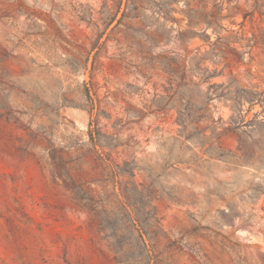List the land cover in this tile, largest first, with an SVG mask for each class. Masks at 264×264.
Returning <instances> with one entry per match:
<instances>
[{"label": "rangeland", "instance_id": "1", "mask_svg": "<svg viewBox=\"0 0 264 264\" xmlns=\"http://www.w3.org/2000/svg\"><path fill=\"white\" fill-rule=\"evenodd\" d=\"M0 264H264V0H0Z\"/></svg>", "mask_w": 264, "mask_h": 264}]
</instances>
